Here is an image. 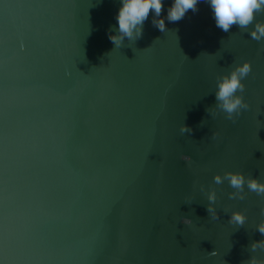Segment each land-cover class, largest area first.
Here are the masks:
<instances>
[{"label": "water", "instance_id": "1", "mask_svg": "<svg viewBox=\"0 0 264 264\" xmlns=\"http://www.w3.org/2000/svg\"><path fill=\"white\" fill-rule=\"evenodd\" d=\"M118 7L0 0V264L264 258L250 250L264 240L255 228L264 194L245 185L243 199L229 198L227 180H213L225 171L264 180V40L222 31L200 0L165 19V31L150 10L142 35L116 47ZM244 60L249 107L213 118L216 78ZM233 210L243 224L229 223Z\"/></svg>", "mask_w": 264, "mask_h": 264}, {"label": "clouds", "instance_id": "2", "mask_svg": "<svg viewBox=\"0 0 264 264\" xmlns=\"http://www.w3.org/2000/svg\"><path fill=\"white\" fill-rule=\"evenodd\" d=\"M211 11L216 27L227 32L233 25L239 29H249L248 35L256 41L264 40V23L255 21V13L264 10V0H204ZM200 0H119V7L115 14L116 24L109 33L108 39L119 47L127 38L129 41L138 39L142 35L143 23L149 17L151 10V23L160 31H165V19L175 22L182 19L185 13L191 9L196 11ZM165 9V16L161 17V10ZM251 28H248L249 25ZM251 65L247 60L235 63L227 72L219 74L215 81L214 98L215 104L207 109L213 118L222 112L226 119L234 120L239 116L242 109H247L248 103L243 98L245 84L243 78L250 72ZM180 133L191 132V128L181 125ZM227 180L229 186L234 191L229 192V198L243 199V188L245 185L249 191L257 194H264V180H259L251 175L245 176L240 171H225L223 175L216 173L213 176L215 183L220 184ZM203 190V185L200 186ZM214 188L207 190V206L213 219L216 218V211L213 202L216 200ZM264 216V207L260 210ZM247 217L239 210L231 211L229 223L243 224ZM187 222V221H185ZM255 228L264 234V219H261ZM264 250V240L251 243L250 250ZM215 254V253H212ZM246 264H264V258L251 255Z\"/></svg>", "mask_w": 264, "mask_h": 264}]
</instances>
